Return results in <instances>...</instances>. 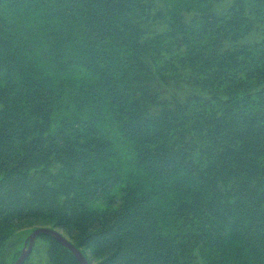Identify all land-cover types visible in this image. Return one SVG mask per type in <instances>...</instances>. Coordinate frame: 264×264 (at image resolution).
<instances>
[{
	"label": "trees",
	"instance_id": "1",
	"mask_svg": "<svg viewBox=\"0 0 264 264\" xmlns=\"http://www.w3.org/2000/svg\"><path fill=\"white\" fill-rule=\"evenodd\" d=\"M224 1L0 0V264L33 219L89 264H264V0Z\"/></svg>",
	"mask_w": 264,
	"mask_h": 264
},
{
	"label": "rangeland",
	"instance_id": "2",
	"mask_svg": "<svg viewBox=\"0 0 264 264\" xmlns=\"http://www.w3.org/2000/svg\"><path fill=\"white\" fill-rule=\"evenodd\" d=\"M228 3H231V1H229V0L224 1L219 6V9L220 10L225 9L229 5ZM259 37H260L259 32H253L246 39L248 41H254V40H258ZM184 92H188V93L198 92V90L193 88V87H187L184 90ZM37 227H51V228H54V229L58 230L59 232H61L68 239L70 238L69 234L64 229L56 226L54 224V222L50 221V220H43V219L34 220L33 219V220H29V221L20 222L15 229L16 235L14 236V238H12V240H11L12 243L10 241V243L7 244L3 249V256L6 260V262H8V263L13 262L14 258L17 256V254L19 252L22 253V251L26 249L25 248V242H26L28 236ZM48 248H49L48 240L41 237V236H38L34 241L32 251L30 252L29 256L27 257V259H28L27 264H49ZM198 260L200 261V264H207L206 262L203 261V259L200 256L198 257Z\"/></svg>",
	"mask_w": 264,
	"mask_h": 264
},
{
	"label": "water",
	"instance_id": "3",
	"mask_svg": "<svg viewBox=\"0 0 264 264\" xmlns=\"http://www.w3.org/2000/svg\"><path fill=\"white\" fill-rule=\"evenodd\" d=\"M41 234H49L54 236L63 246L68 248L76 257V259L80 262V264H89L88 259L83 254L81 249L77 247L74 243H72L66 236H64L58 230L51 227H37L33 230V232L28 236L25 242V250L22 251L20 256L14 262V264H23L30 252L32 251L33 244L35 239Z\"/></svg>",
	"mask_w": 264,
	"mask_h": 264
}]
</instances>
